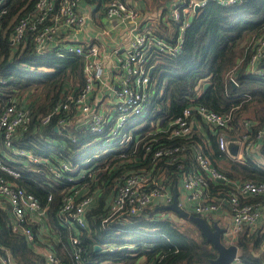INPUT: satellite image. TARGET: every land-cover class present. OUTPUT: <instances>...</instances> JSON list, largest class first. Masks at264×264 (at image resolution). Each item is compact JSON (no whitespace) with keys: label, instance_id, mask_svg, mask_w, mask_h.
Listing matches in <instances>:
<instances>
[{"label":"trees","instance_id":"16d2710c","mask_svg":"<svg viewBox=\"0 0 264 264\" xmlns=\"http://www.w3.org/2000/svg\"><path fill=\"white\" fill-rule=\"evenodd\" d=\"M156 1L169 3L172 0ZM3 2L6 13L0 17L3 26L0 113L13 102L29 110L32 122L27 131H20L15 137L14 147L30 151L47 163L32 164L1 144L0 158L22 176L14 179L1 174L33 194L41 207L47 208L51 234L43 236L47 244L40 243L38 225H32L38 242L47 248L51 245L66 264H211L218 257L217 250L197 224L174 212L152 208L123 227L118 224L109 230L103 228V219L109 211V201L118 179L150 168L154 151L160 145L186 143L184 140L168 141L160 130L188 107L203 106L230 116V129L216 130L204 125V134L195 132L191 142L200 144L213 164L229 179L264 183L263 163L250 157L245 163L232 160L219 149L218 143L221 134L230 139L243 134L247 120L256 125L254 133L264 124V76L252 74L249 65L254 43L264 32V0H246L229 7L211 1L195 14L179 56L151 55L148 68L153 70L147 116L136 119L127 127L126 132L132 140L122 145L121 136L106 144L109 130L103 135H93L87 126L79 130L68 128L77 137V142L62 137L56 130L61 126L60 120L73 121L78 114H60L47 126L42 125V118L49 115L57 103L70 94L80 95L85 86V62L79 56H60V46L39 56L30 40L20 46L13 45L11 34L16 21L34 12L38 0H0ZM169 32L165 29L158 34L173 42ZM206 84H209L207 89ZM191 142L186 143L188 147L193 144ZM147 146H151V151L146 150ZM107 150V154L102 153ZM260 153L264 157V144ZM65 161L88 170L87 176L76 182L55 180L49 166L58 168ZM185 164L184 170H179L177 165L165 166L164 184L174 194L183 171L188 168ZM158 165L162 167L163 163ZM75 190H80L83 195H99L97 203L88 212L90 228L81 232L64 228L60 223L64 198ZM230 191L232 188L223 182L210 184L211 197L222 198ZM50 197L52 201H49ZM10 210L9 204L0 207V246L11 252L17 264H47L45 256L28 244L22 234L13 232ZM162 214L163 217L159 216ZM206 220L213 225L220 222L213 217ZM184 224L189 227L184 228ZM76 234L83 247L79 262L72 259L70 252L69 240ZM126 243L136 245V248L109 250L112 244L122 246ZM235 244L240 249L242 264H264V234L260 231L244 230Z\"/></svg>","mask_w":264,"mask_h":264},{"label":"built area","instance_id":"2783aa9c","mask_svg":"<svg viewBox=\"0 0 264 264\" xmlns=\"http://www.w3.org/2000/svg\"><path fill=\"white\" fill-rule=\"evenodd\" d=\"M89 1L96 2V5L99 3V0ZM211 1L222 7H229L246 0H172L166 5L163 15L165 24L176 30L172 42L159 36L156 30L141 26L142 13L132 0H108L105 3L106 17L130 22L133 36L125 53L115 51L118 61V84L114 85L106 79L100 44L64 45L67 32H82L87 26L88 16L80 9L82 0H38L34 12L16 21L11 34L12 44L20 46L30 40L39 56L46 55L51 49L60 46L58 48L60 56L67 54L79 56L85 62V86L80 95L75 97L70 94L65 100L57 103L51 113L42 118V125L47 126L54 116L60 114H78L73 121H68L67 118L60 120L61 126L57 128L62 137L73 142L78 141L68 128L80 129L78 125L73 124L80 115L93 135H103L109 130L106 144L119 136L122 138L121 145L128 144L132 136L127 134V127L136 119L147 116L153 70L148 68L151 55L158 53L170 57L179 56L184 48L186 31L197 13L196 8L203 9ZM4 8V2L0 3V17L6 13ZM2 29L0 20V40ZM249 65L252 74L264 76V32L254 43ZM106 90L111 92L107 99L103 94L97 97L98 91ZM230 121V116L210 111L203 106L188 107L181 116L171 119L160 132L168 141L184 140L188 143L194 138L195 132L204 134V125L211 129L224 130L230 129ZM31 122L29 110L21 108L17 102L10 103L0 113V145L32 164L47 163L30 151L14 147L15 137L20 131H27ZM255 126L251 120H247L244 123L243 134L232 139L224 134L219 135V149L228 155V142L240 141L241 147L237 158H230L241 163H245L247 157L255 160L253 151L260 152L264 144V124L256 133L253 132ZM186 143L160 145L154 151L150 168L131 172L117 180L114 194L109 201V211L103 219L102 225L105 230L112 229L118 224L123 227L122 225L132 218L144 216L149 209L171 205L174 202V193L164 184L165 166L177 165L179 170H184L187 163L188 168L183 171L179 183L184 190V196L179 199L183 209L206 219L229 209L232 222L225 236L231 241H236L244 230L258 231L259 223L264 219V183L229 179L213 164L200 144L191 142L194 145L188 147ZM146 150L151 151V146H147ZM160 163H163L162 167H159ZM48 169L55 180L67 179L69 182H76L88 174V170H82L79 166H73L66 161L58 168L49 166ZM1 172L14 179H20L22 174L6 165L0 158V200L6 201L10 206L13 232L22 234L28 244L45 256L47 264H66L51 249V245L50 248L45 246L47 244L45 240H43L45 244H40L33 232L32 225L37 224L40 235L49 236L47 208L41 207L33 194H29L17 183L10 182ZM67 175L70 176L66 177ZM214 181L229 185L232 191L222 198L211 197L210 184ZM259 198L262 199L257 200ZM98 199V194L83 195L80 190L66 195L60 211L61 225L68 229L75 228L77 232L88 230L90 228L88 212ZM49 201H52V197ZM42 221L46 222L48 226L46 229ZM69 242L72 259L79 262L83 253L81 239L76 234ZM135 248L136 245L128 243L122 246L118 244L109 246L111 252ZM0 264H17L11 252L1 246ZM233 264H242L240 254Z\"/></svg>","mask_w":264,"mask_h":264},{"label":"crops","instance_id":"0c3cea01","mask_svg":"<svg viewBox=\"0 0 264 264\" xmlns=\"http://www.w3.org/2000/svg\"><path fill=\"white\" fill-rule=\"evenodd\" d=\"M107 1L108 0H99L98 5H96V2L93 3L89 0H82L80 9L88 16L87 26L82 32H67L64 45L72 43L80 45H87L91 43L100 44L106 79L109 80L112 84L117 85L118 61L115 51L119 50L121 53H125L130 46L133 36L131 32L130 22H123L117 18L108 19L106 17L105 3ZM132 3L137 8H139L142 13L143 20H140V24L142 27H152L157 32H163L165 31V29H167L168 31H170L169 33H171L170 35H172V37L176 35L175 28L170 29L167 24H165L166 21L163 18L164 9L166 8V5L168 3H158L155 0H132ZM110 93L111 92H109L108 90H106L105 92L98 91L97 97H101L103 94L107 99L110 96ZM73 124L75 126L78 125L80 129L86 127L84 118L80 115L78 120ZM74 125L73 127H75ZM253 155L257 160H264V157L258 151H253ZM255 162L263 163L256 160ZM177 190L179 199H182V197L184 196V190H182L180 184ZM0 205L5 206L7 205V203L6 201L4 202V200H0ZM228 210L229 209H226L222 214L213 217L217 221L220 220V222H217L218 224L222 221L228 223L227 227H223L226 229V231L229 229L232 222ZM258 231L264 234V219H262L259 223Z\"/></svg>","mask_w":264,"mask_h":264},{"label":"water","instance_id":"95a60500","mask_svg":"<svg viewBox=\"0 0 264 264\" xmlns=\"http://www.w3.org/2000/svg\"><path fill=\"white\" fill-rule=\"evenodd\" d=\"M196 10L198 12L199 8H196ZM208 87L209 84H206L205 89ZM56 130L58 131V128H56ZM240 147V141L230 140L228 142L229 157L236 159ZM156 209L174 212L181 218L197 224L203 231V234L208 242H210L218 252V257L215 260H212L211 264H233L238 254H240V249L236 244L226 245V243L223 242V237L226 233L225 228L221 227L218 223L211 226L205 218L196 216L192 212H189L180 206L177 189L174 194V202L171 205L158 206ZM97 249H101V247H97Z\"/></svg>","mask_w":264,"mask_h":264},{"label":"rangeland","instance_id":"374dc122","mask_svg":"<svg viewBox=\"0 0 264 264\" xmlns=\"http://www.w3.org/2000/svg\"><path fill=\"white\" fill-rule=\"evenodd\" d=\"M155 1H156V0H155ZM164 4H165V3H164ZM151 29L155 30V29L152 28V27H151ZM108 152H109V150H107V151H105V152H102V153L107 154ZM255 160H256V161L264 162V160H257L256 158H255ZM42 223L44 224V228L46 229V227H48L47 224H46V222H45V221H42ZM182 223H183V222H182ZM211 225H213V224H211ZM219 225H220L221 227H227V226H228V223L222 221L221 223H219ZM183 226H185L184 228H188V227H189L188 224H184ZM191 229H192V231H194V228L191 227ZM50 234H51V232L49 231V236H50ZM43 236H48V234H43L42 236L40 235V237H41V242H40V243H43V240L45 239ZM49 236H48V237H49ZM225 243H226V245L235 244L234 241L229 240L226 236H225Z\"/></svg>","mask_w":264,"mask_h":264}]
</instances>
